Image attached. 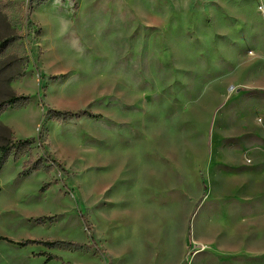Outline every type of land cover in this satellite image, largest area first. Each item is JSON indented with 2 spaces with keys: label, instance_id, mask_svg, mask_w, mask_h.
Returning <instances> with one entry per match:
<instances>
[{
  "label": "rangeland",
  "instance_id": "obj_1",
  "mask_svg": "<svg viewBox=\"0 0 264 264\" xmlns=\"http://www.w3.org/2000/svg\"><path fill=\"white\" fill-rule=\"evenodd\" d=\"M174 7L0 0V264H264V0Z\"/></svg>",
  "mask_w": 264,
  "mask_h": 264
},
{
  "label": "trees",
  "instance_id": "obj_2",
  "mask_svg": "<svg viewBox=\"0 0 264 264\" xmlns=\"http://www.w3.org/2000/svg\"><path fill=\"white\" fill-rule=\"evenodd\" d=\"M0 48H2V46H0ZM29 100V98L27 97H22V96H13L11 98H9L7 101H5L3 104L0 105V113L4 110H6L8 107L17 105V104H24L27 103V101ZM70 115V113H65L62 116H68ZM5 131H7V129H5ZM41 138V136H40ZM34 142V140H27V141H19L16 143H8L7 141H5V145L0 146V171L3 167V165L6 163L10 153L15 150L18 146L20 147H28L30 146L32 143ZM29 172L31 171H25L23 173V175H27L29 174ZM7 241L10 244H16L8 239H2L0 238V241ZM27 243H22V244H18L21 246H25ZM37 244H41V243H37ZM46 244L47 246H57V244L60 243H43ZM62 246H64L66 249L71 250V251H82L86 249V246L84 245H78V244H73V243H62ZM43 255V254H42ZM61 258L58 256H54V255H48L47 258V263L49 262H61Z\"/></svg>",
  "mask_w": 264,
  "mask_h": 264
},
{
  "label": "bare ground",
  "instance_id": "obj_3",
  "mask_svg": "<svg viewBox=\"0 0 264 264\" xmlns=\"http://www.w3.org/2000/svg\"><path fill=\"white\" fill-rule=\"evenodd\" d=\"M187 1L188 0H176V2H177V5H178V8H176V7H174L175 9H181V8H183L185 5H186V3H187ZM51 8V7H50ZM173 10V9H172ZM171 10V12H172V14L174 13L173 11ZM175 14V13H174ZM176 14H178V13H176ZM175 14V15H176ZM183 14V13H182ZM57 18V17H56ZM57 20V19H56ZM58 23H59V18H58ZM55 22V21H54ZM57 25V24H56ZM46 30H48V29H46ZM58 30V29H57ZM58 34V33H57ZM64 34V33H63ZM62 34V35H63ZM100 34V33H99ZM59 35V34H58ZM105 36V35H104ZM106 37V36H105ZM80 42H81V40H80ZM60 43V42H59ZM69 53V52H68ZM67 56V55H66ZM81 57V56H80ZM87 58V57H86ZM88 62V61H87ZM105 62V61H104ZM78 63V62H77Z\"/></svg>",
  "mask_w": 264,
  "mask_h": 264
},
{
  "label": "water",
  "instance_id": "obj_4",
  "mask_svg": "<svg viewBox=\"0 0 264 264\" xmlns=\"http://www.w3.org/2000/svg\"><path fill=\"white\" fill-rule=\"evenodd\" d=\"M37 1H39V0H37Z\"/></svg>",
  "mask_w": 264,
  "mask_h": 264
}]
</instances>
